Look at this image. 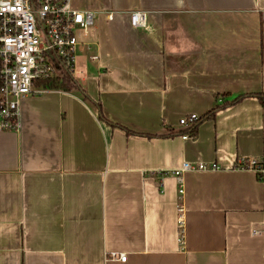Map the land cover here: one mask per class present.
<instances>
[{
    "label": "crops",
    "instance_id": "crops-1",
    "mask_svg": "<svg viewBox=\"0 0 264 264\" xmlns=\"http://www.w3.org/2000/svg\"><path fill=\"white\" fill-rule=\"evenodd\" d=\"M72 4L97 17L71 87L0 132V264H264V0Z\"/></svg>",
    "mask_w": 264,
    "mask_h": 264
},
{
    "label": "built area",
    "instance_id": "built-area-1",
    "mask_svg": "<svg viewBox=\"0 0 264 264\" xmlns=\"http://www.w3.org/2000/svg\"><path fill=\"white\" fill-rule=\"evenodd\" d=\"M96 17L93 10L75 8L72 0H0V132L21 128L22 102L26 97L60 88L65 79L70 80L78 54L91 45ZM130 22L133 27H144L145 14L132 12ZM199 119L192 113L179 122L191 127ZM241 167L256 171L264 183L260 161L250 159ZM218 168L216 164L211 166ZM206 169L205 164L184 162L173 173L181 177L185 171ZM180 193L183 195V187ZM179 211H183L181 205ZM183 222L180 215V225ZM180 234L183 243V230ZM119 259L125 262L127 254H119Z\"/></svg>",
    "mask_w": 264,
    "mask_h": 264
},
{
    "label": "trees",
    "instance_id": "trees-1",
    "mask_svg": "<svg viewBox=\"0 0 264 264\" xmlns=\"http://www.w3.org/2000/svg\"><path fill=\"white\" fill-rule=\"evenodd\" d=\"M66 86H69V87H66ZM64 87H65V88H70V87H71L70 80H66V83H65V86H64ZM241 97H243V96H239V97H237L236 100L239 99V98H241ZM236 100H235V101H236ZM229 103H230V102L225 101L223 105H218V106H216V108L212 111V113H211V114H207V115H208V116L214 115V112L217 110V108L222 107V106H225V105H227V104H229ZM207 115H206V116H203V117H200L199 121L202 120V119H204L205 117H207ZM199 121H197V122H196L193 126H191L190 128H192V130H194L196 124H197Z\"/></svg>",
    "mask_w": 264,
    "mask_h": 264
},
{
    "label": "rangeland",
    "instance_id": "rangeland-1",
    "mask_svg": "<svg viewBox=\"0 0 264 264\" xmlns=\"http://www.w3.org/2000/svg\"><path fill=\"white\" fill-rule=\"evenodd\" d=\"M80 62H81V57L78 56V57H77V60H76L77 68H78ZM77 75H78V74H77ZM65 83H66V79H65Z\"/></svg>",
    "mask_w": 264,
    "mask_h": 264
}]
</instances>
